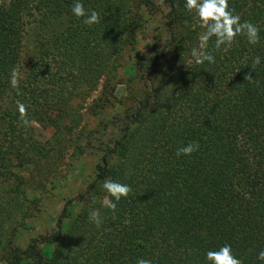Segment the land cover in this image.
<instances>
[{
	"label": "trees",
	"instance_id": "obj_1",
	"mask_svg": "<svg viewBox=\"0 0 264 264\" xmlns=\"http://www.w3.org/2000/svg\"><path fill=\"white\" fill-rule=\"evenodd\" d=\"M75 2L0 0V215L25 198V190L15 193L12 169L31 165L45 179L73 157H97L91 182L65 201L53 231L30 239L5 264H62L69 241L84 233L71 264H137L140 258L208 264L206 252L224 244L243 264H264L257 259L264 250V0H229L241 22L259 28V43L239 35L224 52L212 37L207 51L215 63L203 64L191 52L205 29L186 1L80 0L100 15L92 26L73 15ZM156 12L163 37L142 55L137 39ZM127 54V82L141 91L105 114ZM257 56L261 63L253 68ZM13 69L22 77L18 88L10 84ZM17 101L27 106L33 126L22 124ZM88 115L99 117L91 127L80 124ZM190 142H198V151L178 157ZM106 179L132 191L111 198L115 212L99 209L98 228L89 221L97 206L85 207L107 195ZM75 204L80 213L67 222Z\"/></svg>",
	"mask_w": 264,
	"mask_h": 264
},
{
	"label": "rangeland",
	"instance_id": "obj_2",
	"mask_svg": "<svg viewBox=\"0 0 264 264\" xmlns=\"http://www.w3.org/2000/svg\"><path fill=\"white\" fill-rule=\"evenodd\" d=\"M185 1L186 0H179V4L182 6ZM161 16L162 13H154L143 32L139 34L136 48L140 54L144 55L147 46H156L162 40L163 35L158 26ZM28 36L25 40L27 51L31 50L33 42V34L28 32ZM130 55L131 54L125 55L118 69V77L121 84L115 86L113 90L114 100L110 101L108 106L104 109L105 114H111L116 109L117 101L121 102L120 109L129 105L130 100L141 91L140 86L135 82H127V76L124 73V68L130 62ZM159 100L160 96L151 104L152 106L149 110L144 127L148 125L151 116L158 110ZM97 118H99L98 115L94 117L88 115L80 124H88V127H91L94 120ZM34 128L36 133L49 137L50 132H41L36 126H34ZM137 138L138 135L135 134V141ZM69 153H71V150H69L68 154ZM131 156L132 155H129V160ZM96 160L97 157L90 153L80 158L73 157V159L66 160L63 164L59 165L58 169L45 179L44 175H41V173V177L38 176L39 170L36 171L31 165L23 169H12V172L18 178L13 184L19 188L15 193L21 194V190H25V198L20 204V207L18 206V208L12 212H7L5 216L0 215V264H5L8 256L12 252L23 250L30 239L53 231L55 219L60 213L65 201L75 200L76 196L82 193L85 186L91 182ZM20 178L23 179V183ZM105 196L106 195H102L100 201L91 198L88 199L85 210L92 209L94 206H97L96 209L102 210L104 207H102L101 201ZM79 213L80 205L75 204L65 220L67 222H72ZM83 233L84 232H81L80 234ZM85 237L86 235L84 233L80 236L78 241H69V245L67 249H65L66 254L62 264H71L73 255L79 247V242Z\"/></svg>",
	"mask_w": 264,
	"mask_h": 264
},
{
	"label": "clouds",
	"instance_id": "obj_3",
	"mask_svg": "<svg viewBox=\"0 0 264 264\" xmlns=\"http://www.w3.org/2000/svg\"><path fill=\"white\" fill-rule=\"evenodd\" d=\"M159 2L163 4L164 0H159ZM185 7L189 12L196 13L199 25L205 29L199 36L198 47L193 48L191 52L196 64H203L205 61L215 63V57L207 51L208 42L212 37L216 38L215 48L221 50L223 46L222 50L224 52L230 50L239 35L245 36L249 44L259 43V28L250 21L241 22L240 16L238 14L234 15L229 10V0H186ZM71 11L77 18H83V23L88 26L100 22L99 13L95 10L90 13L87 12L80 0H76ZM260 63V57L257 56L253 60V68ZM21 78L20 73L13 69L10 76L11 87L18 88ZM244 79L249 83L254 80L251 73H246ZM16 103L22 124L26 127L33 126L36 122L28 119L27 106L20 101ZM198 149V142H190L186 146L179 148L176 155L178 157L181 155L190 156ZM103 189L107 195L101 201V205L113 212L116 211V203L111 198L119 201L122 197L126 198L132 191L129 185L111 179H106L103 182ZM89 221L95 223L98 228L101 226L102 220L99 209H93L89 212ZM125 223H129V221H125ZM205 255L208 264H243V261L233 254L230 244H224L218 250H209ZM257 259L264 261V250L258 253ZM137 264H152V262L151 260L140 258Z\"/></svg>",
	"mask_w": 264,
	"mask_h": 264
}]
</instances>
